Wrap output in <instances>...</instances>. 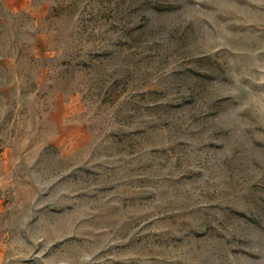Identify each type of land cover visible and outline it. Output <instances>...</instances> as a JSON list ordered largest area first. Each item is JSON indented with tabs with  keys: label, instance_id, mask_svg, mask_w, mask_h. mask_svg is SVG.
Masks as SVG:
<instances>
[{
	"label": "rangeland",
	"instance_id": "rangeland-1",
	"mask_svg": "<svg viewBox=\"0 0 264 264\" xmlns=\"http://www.w3.org/2000/svg\"><path fill=\"white\" fill-rule=\"evenodd\" d=\"M0 264H264V0H0Z\"/></svg>",
	"mask_w": 264,
	"mask_h": 264
}]
</instances>
